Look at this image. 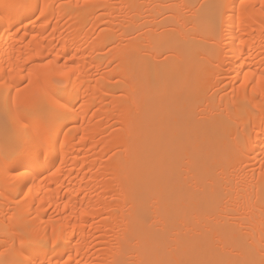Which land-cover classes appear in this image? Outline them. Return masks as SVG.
Masks as SVG:
<instances>
[{"label": "bare ground", "instance_id": "bare-ground-1", "mask_svg": "<svg viewBox=\"0 0 264 264\" xmlns=\"http://www.w3.org/2000/svg\"><path fill=\"white\" fill-rule=\"evenodd\" d=\"M45 2L57 9L43 23L25 21L19 40L12 41L15 50L3 42L0 18V70L11 63L8 55L27 60L33 49L44 55L74 52L76 75L55 97L74 108L61 125H67V139L60 134L38 165L20 166L27 173L23 183L0 168V244L5 214L15 212L26 223H54L69 232L55 251L36 245L42 257L54 261L67 251L78 264H109L139 197L136 202L158 227L200 216L214 236L241 253L258 251L264 135L260 117L242 113L228 85L241 56L257 67L264 62L260 10L241 12L239 0H228L234 15L229 13L221 51L178 7L200 0ZM9 79L24 87L22 76ZM217 127L219 136L206 135ZM249 137L250 154L243 150ZM186 157L196 173L184 166ZM201 167L211 170V180Z\"/></svg>", "mask_w": 264, "mask_h": 264}, {"label": "snow or ice", "instance_id": "snow-or-ice-1", "mask_svg": "<svg viewBox=\"0 0 264 264\" xmlns=\"http://www.w3.org/2000/svg\"><path fill=\"white\" fill-rule=\"evenodd\" d=\"M178 7L187 9L190 13L188 24L207 31L213 43L222 51L221 46L227 38L229 13L233 12L235 6L229 4L228 0H200L199 3ZM239 7L241 12L259 9L264 15V0H258V3L239 0ZM56 9L57 5L41 3V0H5L0 3V18L7 38L3 41L5 46L15 50L12 41L19 40L25 21L30 23L43 18V23ZM8 60L11 63L0 70V168L5 175L14 174L13 179L23 183L27 173L21 171L20 166L28 167L25 161L38 165L37 158L48 155L60 134L67 139L68 134L63 132V127L67 125H61L69 118L74 105L60 104L55 97L57 90L70 84L76 75V54L64 52L54 55L49 52L44 55L33 49L27 60L12 55H8ZM233 71L235 78L228 85L232 90L230 95L238 100L242 113L260 117L258 127L264 135V62L257 67L241 56ZM13 73L22 76L23 88L20 83L9 79ZM248 126L252 127L251 120ZM206 135L219 136V127L207 129ZM251 147L249 137L244 142L243 150L250 154ZM260 152L264 155V148ZM185 160L184 166L188 172L196 173L193 161L187 157ZM261 171L264 175V163L261 164ZM201 172L207 175V179L213 178L211 170L201 167ZM198 191L199 186L194 190V195ZM137 199L139 197H134L129 212L130 226L120 239L116 255L109 264H264V226L258 251L249 248L241 253L239 248L214 236L212 225L204 226L200 216L158 227L159 222L146 214L145 207L137 203ZM200 206H203L202 203ZM261 216L264 218V203ZM71 227L69 224L68 228ZM68 239L69 232L65 230L61 233L54 223L37 227L34 223L24 222L23 217H18L15 212L11 215L6 213L0 264H78L67 251L54 261L38 254L40 249L36 245L47 244L53 246L55 251ZM76 255L79 256L78 251Z\"/></svg>", "mask_w": 264, "mask_h": 264}]
</instances>
